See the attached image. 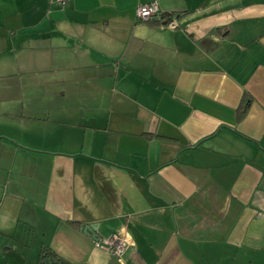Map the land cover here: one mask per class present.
<instances>
[{"label": "crops", "instance_id": "1", "mask_svg": "<svg viewBox=\"0 0 264 264\" xmlns=\"http://www.w3.org/2000/svg\"><path fill=\"white\" fill-rule=\"evenodd\" d=\"M49 259L264 264V0H0V264Z\"/></svg>", "mask_w": 264, "mask_h": 264}, {"label": "built area", "instance_id": "2", "mask_svg": "<svg viewBox=\"0 0 264 264\" xmlns=\"http://www.w3.org/2000/svg\"><path fill=\"white\" fill-rule=\"evenodd\" d=\"M57 4L61 6L67 5L71 0H54ZM159 13V7L157 2H152L150 4L141 5L137 9V18L139 21L148 22L155 18ZM164 26L169 27L171 29L178 28V23L176 19L171 16L169 20L165 21ZM94 242L97 247L106 249L112 255L122 259L129 247L130 242L126 239L125 235L121 233L111 234L107 237H94Z\"/></svg>", "mask_w": 264, "mask_h": 264}, {"label": "water", "instance_id": "3", "mask_svg": "<svg viewBox=\"0 0 264 264\" xmlns=\"http://www.w3.org/2000/svg\"><path fill=\"white\" fill-rule=\"evenodd\" d=\"M90 229H91V227L89 226H85L84 227V231L86 232V233H90ZM44 264H64V263H61V262H55V260L54 259H49V260H46V261H44Z\"/></svg>", "mask_w": 264, "mask_h": 264}, {"label": "trees", "instance_id": "4", "mask_svg": "<svg viewBox=\"0 0 264 264\" xmlns=\"http://www.w3.org/2000/svg\"><path fill=\"white\" fill-rule=\"evenodd\" d=\"M170 17H171V16H168V18L166 19V21H167V20H169V19H170ZM44 261H46V260H44ZM43 264H44V262H43Z\"/></svg>", "mask_w": 264, "mask_h": 264}]
</instances>
